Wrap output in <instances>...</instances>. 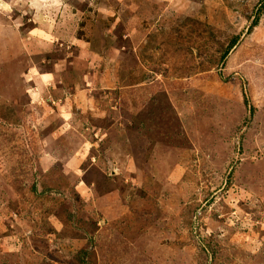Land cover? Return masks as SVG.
<instances>
[{
  "label": "rangeland",
  "instance_id": "1",
  "mask_svg": "<svg viewBox=\"0 0 264 264\" xmlns=\"http://www.w3.org/2000/svg\"><path fill=\"white\" fill-rule=\"evenodd\" d=\"M0 264H264V0H0Z\"/></svg>",
  "mask_w": 264,
  "mask_h": 264
},
{
  "label": "trees",
  "instance_id": "2",
  "mask_svg": "<svg viewBox=\"0 0 264 264\" xmlns=\"http://www.w3.org/2000/svg\"><path fill=\"white\" fill-rule=\"evenodd\" d=\"M236 39H237V37H233V38L231 39V41H230L228 47L224 50V54H223V55H225V54L228 52V50L230 49V47H232V46L235 44Z\"/></svg>",
  "mask_w": 264,
  "mask_h": 264
}]
</instances>
